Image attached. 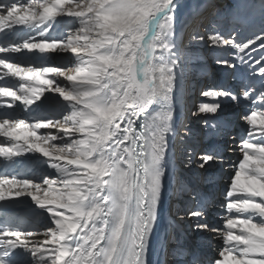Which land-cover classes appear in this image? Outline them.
<instances>
[{
	"label": "snow or ice",
	"instance_id": "snow-or-ice-1",
	"mask_svg": "<svg viewBox=\"0 0 264 264\" xmlns=\"http://www.w3.org/2000/svg\"><path fill=\"white\" fill-rule=\"evenodd\" d=\"M176 7L174 0L0 3V28L13 24L42 26L57 16L78 21V26L62 39L36 42L31 38L18 47L0 48V52L23 48L41 54L72 53L77 60L74 67L41 68L0 60V68L7 70L5 75L24 81L17 91L0 87V97L19 100L28 107L47 91L72 109L59 120L0 119V135L9 138L7 145L0 146V156L12 159L27 152L40 153L54 162L58 174L42 185L15 177L0 178V201L30 196L42 208L51 206L46 209L54 224L40 241L28 239L38 233L0 230V264H13L20 248L51 264H146V240L162 190L164 172L160 165L168 147L172 113L157 115L140 130L136 125L154 97L160 92L170 94L175 86L177 61L161 67L157 76L153 60L160 50L155 42L161 33H153L151 39L149 34L156 23L171 36ZM47 31L39 35L45 37ZM209 39L213 45H230L244 52L249 44L264 40V34L242 45L235 42V37L227 39L217 34ZM259 46L264 48V44ZM161 48L169 50L167 44ZM259 75L264 76V64ZM55 77H63L68 84L57 82ZM203 94L231 95L225 91ZM245 96L255 100L248 92ZM260 101L264 103V92ZM217 108L201 104L199 111L215 113ZM246 119L253 126L259 124L264 134V112L253 111ZM40 129H56V133H38ZM248 135L251 138L255 133L250 130ZM56 141L61 143H53ZM242 150V160L226 194L234 198L227 203L228 211L240 215L226 218L224 239L229 246L220 252L223 259L214 264H264V135L258 142L245 140ZM202 159L207 163L214 157L204 155ZM133 198L134 212L130 208ZM89 200L94 201L92 207L82 206ZM197 228L212 231L206 224ZM233 230L238 231L234 234ZM73 238L80 242L76 247L71 246Z\"/></svg>",
	"mask_w": 264,
	"mask_h": 264
},
{
	"label": "bare ground",
	"instance_id": "bare-ground-1",
	"mask_svg": "<svg viewBox=\"0 0 264 264\" xmlns=\"http://www.w3.org/2000/svg\"><path fill=\"white\" fill-rule=\"evenodd\" d=\"M185 1L174 0L177 7L171 36L165 35L158 25L156 29V32L161 33L160 39L155 42L160 50L155 54L153 65L157 68L166 67L176 60L175 86L170 94L158 93L144 117L137 122V125L141 122L145 124L157 115L169 111L172 113L168 125V147L160 165L164 172L162 190L155 209V222L146 240V264H214L216 260L223 259L220 252L229 246L224 239L228 231L224 227L226 218L229 215H240L228 211L227 203L234 198H228L226 194L242 160V144L248 139L255 142L264 135L259 131V124L253 126L246 119L262 103L260 94L264 92V76L259 75V69L264 64V48L259 45L264 44V40H257L249 44L244 52H239L230 45H213L209 39L217 34L227 39L235 37V42L242 45L264 34V0H208L205 5L203 0H198L191 4L188 14L182 18L180 6ZM212 11L215 12L213 15ZM77 24L75 17L57 16L42 26L13 24L3 27L0 28V48H4L3 45L7 43H13L11 48L18 47L31 38L36 42L52 36L59 40L75 29ZM46 28V36L41 37L39 33ZM232 28H235V32L227 36ZM200 37L204 40L201 41ZM163 44H167L169 50H163ZM0 60L25 68L74 67L77 63L72 53L56 51L41 54L38 50L23 48L17 52H0ZM221 61H228V64H222ZM6 71L0 68V87L17 91L24 81L10 74L5 75ZM228 77L229 86L244 83L242 88H245L251 84L249 96L259 94L258 98L249 100L243 89H235L236 92L220 90L218 85L224 86ZM55 79L61 84H68L63 77ZM198 91L201 93L198 94ZM209 91H225L231 95L213 97L203 94ZM55 95L45 91L39 100L28 107L19 100L0 97V119L19 117L32 122L59 120L72 109ZM9 103L14 106L7 107ZM201 104L218 105V108L215 113L200 112ZM44 116L46 118L42 119ZM178 116L179 121L176 122ZM238 116L241 117L239 121L235 119ZM232 130L238 133L244 130L249 133L251 130L255 135L250 138L247 134L245 139L240 136V143L233 144L237 138L234 135L227 138ZM38 133H56V129H40ZM227 139L232 141V147L224 153L222 149ZM8 143L9 138L0 135V146ZM194 151L201 153L194 156ZM204 155L214 159L205 163L202 159ZM224 163L227 164L222 169ZM53 164V161L36 152H27L12 159L0 156V178H10L21 173V180L42 185L46 179L57 178ZM220 178L225 182V186L221 187L226 188L225 192L222 197L207 205L203 198L213 195ZM224 199L225 202H222ZM0 202L13 207L12 215L17 216L16 222L20 227L38 233L29 237V241L43 240L44 233L54 228L53 219L46 209L51 206L42 208L30 196L11 197ZM91 202L89 200L86 204ZM130 208L132 210V202ZM193 213L200 215L194 216ZM198 224H206L209 228L211 226L212 231L198 229ZM236 231L233 230V233ZM169 239L173 241L169 244L170 257L166 262L165 243ZM79 243L78 238H73L71 246L76 247ZM16 252L19 255L13 261L14 264H51L48 259L33 256L28 249L20 248Z\"/></svg>",
	"mask_w": 264,
	"mask_h": 264
},
{
	"label": "rangeland",
	"instance_id": "rangeland-1",
	"mask_svg": "<svg viewBox=\"0 0 264 264\" xmlns=\"http://www.w3.org/2000/svg\"><path fill=\"white\" fill-rule=\"evenodd\" d=\"M185 1V0H184ZM196 1H198V0H186L184 3H182L181 4V6H180V11H181V13H182V18H184L185 16H186V14H188L187 12H188V10L191 8V4H193V3H195ZM206 2H208V0H203V5H205L206 4ZM214 11V10H213ZM212 11V15L215 13V12H213ZM178 30V29H177ZM235 32V28H232L231 30H230V32H229V34H228V36H231L233 33ZM173 34V33H172ZM174 34H175V32H174ZM248 41V40H247ZM241 119V117H239V119H237V121H239ZM230 147H225V150L226 149H229ZM200 152H194L193 153V155L194 156H197L198 154H199ZM226 167V164L222 167V169H224ZM223 172V171H222ZM219 186L221 187L222 186V182L220 181V183H219ZM218 186V187H219ZM218 190H219V188H218ZM220 195L221 194H219V196L218 197H220ZM258 199V198H257ZM210 229H212V227L210 226ZM173 241V239H169V240H167L166 241V243H165V249H166V255L164 256V260H166V262H167V260L169 259V257H170V254H169V249H170V243ZM168 253V254H167ZM212 254V253H211ZM214 254V253H213Z\"/></svg>",
	"mask_w": 264,
	"mask_h": 264
},
{
	"label": "clouds",
	"instance_id": "clouds-1",
	"mask_svg": "<svg viewBox=\"0 0 264 264\" xmlns=\"http://www.w3.org/2000/svg\"><path fill=\"white\" fill-rule=\"evenodd\" d=\"M154 70H155L157 76H159V75L161 74V71H162L161 68H157V67H155ZM156 87L159 89V84H157ZM93 204H94V201H92V202L89 203V204L82 205V206H84V207H92Z\"/></svg>",
	"mask_w": 264,
	"mask_h": 264
}]
</instances>
